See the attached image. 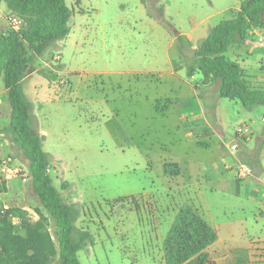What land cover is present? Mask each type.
<instances>
[{
  "label": "crops",
  "instance_id": "1",
  "mask_svg": "<svg viewBox=\"0 0 264 264\" xmlns=\"http://www.w3.org/2000/svg\"><path fill=\"white\" fill-rule=\"evenodd\" d=\"M66 3L72 9L68 34L41 55L29 50L21 81L30 125L41 137L44 151L50 155L45 148L47 131L41 125L46 119L42 106L55 101L61 92L69 102L82 93L93 94L103 109L116 99L149 104L151 111L144 118L133 112L127 128H122L128 138L133 133L166 134L163 140L150 141L144 152L135 144L127 150L132 166L142 169L149 184L139 195H132L136 207L124 210L127 215V210L137 214L144 245L156 248V238L161 236L163 244L179 207L190 204L217 232L215 241L206 248L211 264L221 259L264 264V110L258 119L254 109L259 104L244 106L237 99L220 97L218 80L204 84L198 71L189 75L183 49L192 42L197 48L215 24L237 13L240 0H211V10L197 16L170 17L171 28L164 24V9L153 14L147 0ZM9 11L6 0H0V15ZM3 25L0 22V33ZM57 52L62 57L54 61ZM225 54L240 65L251 87H264V27L248 29L247 35L231 43ZM63 80H69L68 85ZM10 112L0 80V212L17 208L36 219L37 204L29 199L30 182L15 172L24 163L4 132ZM112 116L120 117L116 112ZM226 117L241 121L228 125ZM239 126H246L248 131L238 134ZM239 161L250 164V176H237L234 164ZM166 163L177 166L176 175L165 172ZM65 168L52 164L49 157L52 181L62 176L68 183L63 193L58 189L62 199L64 193L73 195L75 187L67 179ZM6 219L20 229L17 214H9ZM96 245L93 236L92 242L87 240L78 250V256L89 259Z\"/></svg>",
  "mask_w": 264,
  "mask_h": 264
},
{
  "label": "trees",
  "instance_id": "2",
  "mask_svg": "<svg viewBox=\"0 0 264 264\" xmlns=\"http://www.w3.org/2000/svg\"><path fill=\"white\" fill-rule=\"evenodd\" d=\"M6 4L24 19L25 25L19 31L0 33V80L11 107L4 132L12 139L16 156L25 159L37 218L32 219L17 208L0 212V264H52L56 257L59 264H81L78 250L93 238L77 229V210L63 201L53 184L48 173L49 156L41 137L31 128L29 104L21 85L29 60L23 47L41 55L50 44L65 37L72 9L66 0H6ZM263 13L264 0H240L237 13L215 24L195 49L196 59L187 60L188 74L198 71L204 84L218 80L220 97L237 99L244 106H264V87H251L240 65L225 54L231 43L247 35L248 29L264 27ZM164 170L170 175L178 172L171 163H166ZM9 214L20 217V229L6 219ZM50 219L55 226L54 236ZM216 238V230L197 208L182 205L163 239L164 263L209 264L206 248Z\"/></svg>",
  "mask_w": 264,
  "mask_h": 264
},
{
  "label": "rangeland",
  "instance_id": "3",
  "mask_svg": "<svg viewBox=\"0 0 264 264\" xmlns=\"http://www.w3.org/2000/svg\"><path fill=\"white\" fill-rule=\"evenodd\" d=\"M160 2L162 6L159 5ZM147 4L153 14H158L164 9L167 18V23L164 24L168 28L173 25L171 18L197 16L206 9L211 10V0H147ZM194 46L196 42L183 45L186 61L189 58L192 62L196 59ZM23 49L27 54L29 49L26 47ZM62 93L55 97V101L43 103L42 113L46 114V119L41 125L47 131L45 148L50 153V162L60 169L66 165L64 173L68 180L74 182V194L64 193L63 201L72 203L77 210L78 217L75 221L77 229L87 232L92 238L94 236L97 242L96 247L90 250L91 255L88 252L91 256L89 259L79 254L80 262L82 264L164 262L162 236L156 238V248L146 247L142 241L145 235L139 226L137 214L127 210V215L124 211L127 206L136 207L132 195L137 196L149 187L142 169L132 166L128 147L135 144L144 152L150 141L166 138V134L141 136L139 133H133L129 138L122 134V128H127L131 114L136 112L137 117L144 118L151 111L149 104H135L116 99L109 101L108 108L103 109L93 94L82 93V98L78 96L69 102L64 100L65 96ZM83 98L92 100L84 101ZM254 110L259 119L264 106L259 104ZM112 112H116L120 117L112 116ZM223 113L226 114L225 111ZM225 119L228 125L241 121L237 118ZM244 120L249 121L247 118ZM120 121L123 124H120ZM52 157H56L57 160H52ZM19 158L27 169L24 157ZM54 179L56 180L53 181L54 185L63 193L68 186L67 181L62 176H56ZM29 197L36 203L32 192L29 193ZM120 197L123 198L118 199ZM85 227L86 229H83ZM49 228L54 236L55 226L51 219ZM74 239L76 240V236ZM52 264H59L58 257ZM212 264L245 263L221 259ZM249 264L261 263L251 261Z\"/></svg>",
  "mask_w": 264,
  "mask_h": 264
},
{
  "label": "built area",
  "instance_id": "4",
  "mask_svg": "<svg viewBox=\"0 0 264 264\" xmlns=\"http://www.w3.org/2000/svg\"><path fill=\"white\" fill-rule=\"evenodd\" d=\"M0 22L4 23V25L2 26V29H1V34H4V35L8 34L11 31H19L25 25L24 19L20 15L14 13V12H11V11H9L3 15H0ZM60 59H61V55L59 52H57L53 55L54 61H59ZM62 82L66 83L68 85L67 80H63ZM247 131H248V129L246 126H239L236 129V132L238 134H241V135L245 134ZM232 148L236 149V146L232 145ZM7 161L10 162L11 158L9 157L7 159ZM234 168H235V172H236L238 177H248L252 174V168L248 162L239 161L236 164H234ZM15 172L20 173V176L24 180L30 182V175H29L28 170L25 167L20 169L17 166L15 168Z\"/></svg>",
  "mask_w": 264,
  "mask_h": 264
}]
</instances>
